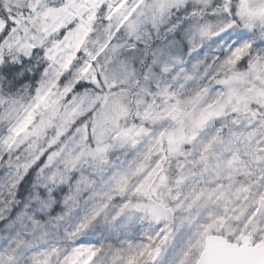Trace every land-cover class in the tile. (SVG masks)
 I'll use <instances>...</instances> for the list:
<instances>
[{
	"label": "snow or ice",
	"instance_id": "1",
	"mask_svg": "<svg viewBox=\"0 0 264 264\" xmlns=\"http://www.w3.org/2000/svg\"><path fill=\"white\" fill-rule=\"evenodd\" d=\"M0 264H264V0H0Z\"/></svg>",
	"mask_w": 264,
	"mask_h": 264
}]
</instances>
